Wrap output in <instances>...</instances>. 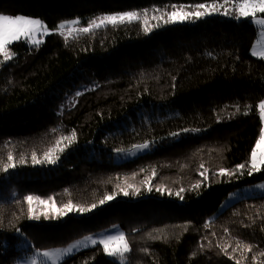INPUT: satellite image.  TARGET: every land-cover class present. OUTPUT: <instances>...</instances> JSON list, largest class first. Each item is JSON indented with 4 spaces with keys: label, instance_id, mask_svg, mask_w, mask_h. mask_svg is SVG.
<instances>
[{
    "label": "trees",
    "instance_id": "16d2710c",
    "mask_svg": "<svg viewBox=\"0 0 264 264\" xmlns=\"http://www.w3.org/2000/svg\"><path fill=\"white\" fill-rule=\"evenodd\" d=\"M221 1L0 0V13L39 18L50 29L107 13L142 17L67 40L50 35L16 73L13 65L28 47L15 43L16 56L0 64V264L114 225L131 249L123 263L97 245L58 264H264V195L242 198L214 216L231 192L264 181V166L248 174L262 132L257 105L264 99V60L250 54L257 30L251 18L152 19L173 6ZM84 84L87 90L52 128L6 135L26 113L38 120ZM73 133L72 143L59 145L61 152L56 142ZM144 143L150 145L144 155L115 165L110 159V169L79 155L92 145L104 160ZM54 148L56 163L43 162ZM9 163L15 166L5 171ZM221 169L230 174L220 175ZM59 179L66 184L49 197L55 210L32 204L38 218L29 219L27 191L35 182ZM109 195L114 199L101 205ZM68 202L97 207L59 212Z\"/></svg>",
    "mask_w": 264,
    "mask_h": 264
},
{
    "label": "rangeland",
    "instance_id": "374dc122",
    "mask_svg": "<svg viewBox=\"0 0 264 264\" xmlns=\"http://www.w3.org/2000/svg\"><path fill=\"white\" fill-rule=\"evenodd\" d=\"M238 2H239V0L238 1H230V3L228 5H226V7H228L230 10L229 15H222L219 13H214L212 15H207V16H204L202 18H208V17H214V16H219V17H224V18H233L234 15L231 14L232 11L234 10L233 6ZM216 3L219 6L220 4H223L224 1L216 2ZM208 4H211V3H208ZM176 7H179V6H176ZM172 10H173V7L170 8L169 12H171ZM186 10L191 11L192 9L188 8ZM223 11H224V9H220V12H223ZM123 13H125V12H123ZM114 14H122V13L100 14V15L88 17L86 19L74 18V19H70V20L60 22L58 24V26L54 29L48 28L46 26V24L42 20H40L39 18H34V19L39 20L43 27L42 28L37 27L36 30L31 33V39L26 40L24 37H21L20 40L14 41L13 43H11L8 46V48H9V51L12 53V58L9 60H4V57L0 56V64H2V63L5 64V63L11 61L16 56L17 51H13L11 49V46L13 44H15V43L25 44L28 47V51L25 54H23L22 60L17 61L13 65L14 73H16V71L23 69L25 66H27L33 60L34 52L39 49V47L43 44L46 37H48L50 35H57V36H60L63 40H67V39H69L75 35L82 34L83 32H81L80 29L88 27L93 20H96L97 22H99L100 17L106 16V15H114ZM0 15H5V14L0 13ZM260 15H261V17H260ZM17 16H23V15H17ZM11 17H16V16H11ZM23 17L33 18V17H27V16H23ZM141 18L142 17L140 16V19ZM241 18L244 19L245 17H241ZM248 18H251V17H248ZM195 20H197V19H195ZM134 21H136V20H134ZM193 21L194 20H187L184 22H176V23H170V24H183L186 22H193ZM251 21L257 30V38L251 47L250 54L253 58L264 60V24H262L260 22V21H264V14L257 13L255 18H251ZM73 22H76V23H73ZM60 25H64V27L61 28ZM107 25H111V24H105L101 27H104ZM93 29H96V28H93ZM88 87H89L88 84H84L76 92H73V93H70L69 91L65 92L62 95L59 102L57 103V105L55 107H53L50 111H47V113H43L44 115H42L40 117V119H38V120H35V113L34 112H31L30 114L26 113L25 115H23L20 118L21 123L19 125V128H16L15 125H10L9 127L11 128V130L6 135H8V136L17 135V134L25 133L27 131H32L33 126L38 127V129L52 128V126H54V123L58 120L59 116H61L64 111L68 110L71 107L72 103L74 101H76L78 95L81 92L87 90ZM262 101H264V99L261 100L260 102H262ZM259 103H258V105H259ZM258 105H257V112L260 116V110L258 108ZM41 112H43V110H41ZM261 121H262V130L261 131L264 132V120H261ZM61 123H62V120H60V124ZM148 150H149V148L146 150L137 151L136 148L134 147V148L126 149L125 151H122L123 153H120V154L109 153L108 154L109 156H107V159L102 160L103 157H102V155L99 154L100 150L98 148H94L92 145H89L87 148L81 149L79 155L83 159L96 161L97 163H93V166L95 168H109L110 169V168H113V165L110 164L111 160H112V163L115 165L116 163H119V162H124L126 160H131V159H136L138 157H141ZM101 160L104 161V164H102V165L100 163ZM83 167H85V165H83ZM250 167H251V158H250ZM86 169H89V168L86 167ZM143 171H145V169H143ZM119 175L120 174H118V176ZM123 183H126V182L123 181L122 184ZM65 184L66 183L60 179L59 180H53V181H47V182H44L42 184H40L39 182H35V184L31 187V189L29 191H27V196H31L30 193L33 190L38 191L39 193H44L45 194L44 197H38V198L48 201L47 204H40L38 202V200H36V199L33 200L32 204L39 205L36 207V209L43 206L45 212H51V211L55 210V207L49 199L50 194L52 193V191L63 187ZM127 184H129V186H132L129 182H127ZM18 191H19V189H17L15 192H18ZM260 195H264V181L257 183V184H251V185H247V186H244L242 188H239V189L231 192L228 195V197L221 203V205L217 209V212L214 216L223 212L226 208H228L229 206H231L232 204H234L235 202H237L238 200H240L242 198L260 196ZM32 204H31V208L34 211ZM121 233L124 234L122 228L119 225H114V226H111L110 228H108L104 231L96 232L94 234L85 236L81 239L75 240V241L71 242L69 245H67L66 247L51 248V249H46V250L35 249V250H31V252H29V253H23L16 260V262L14 264H58V263L62 262L63 260H65L66 258L70 257L71 255H73L77 252H81L83 250L92 248V247L97 246V245L103 246L102 244L99 243V241L107 239L110 236H118ZM124 236H125V234H124ZM86 238H91V239H86ZM92 241H96L97 243L93 244ZM27 245H28L27 243H24V244L22 243L21 248L28 249ZM73 245H76V246L72 247ZM69 248H71V252L70 253L65 252V250H67ZM46 251L47 252H60V253H64V254L59 256V257H54L53 259H48V258L41 255V253L46 252ZM107 257H109V256H107ZM109 258H115V260L119 263H123L125 261L124 258H123V260H121L119 257H109Z\"/></svg>",
    "mask_w": 264,
    "mask_h": 264
},
{
    "label": "snow or ice",
    "instance_id": "6c2138e0",
    "mask_svg": "<svg viewBox=\"0 0 264 264\" xmlns=\"http://www.w3.org/2000/svg\"><path fill=\"white\" fill-rule=\"evenodd\" d=\"M229 3L230 0H224V3L220 4L219 6L217 5L216 2H213L211 4L201 3L192 6H184V5H181L179 7L173 6V10L171 12L162 13L159 17L153 16L152 19L163 20L164 23L167 24V23H176V22H184L187 20L200 19L204 16L212 15L214 13L229 15L230 10L228 7H226V5H228ZM188 8H191L192 10L191 11L186 10ZM220 9H224V11L220 12ZM233 9L234 10L232 11L231 14H233L234 18L236 19H240L241 17L255 18L257 13L264 14V0H239V2L233 6ZM143 15L147 17V12H145ZM140 16L141 14L135 11H129L122 14L106 15L100 17L99 22L93 20L88 27L81 28L80 31L83 33H89L93 28H99L105 24H111L115 26L119 23H124V22L131 23L134 20H139ZM260 22L264 24V21H260ZM144 23L145 25H147V19L144 20ZM37 27L42 28L43 26L41 25V22L39 20L34 18H25L23 16L11 17L8 15H0V56H3L4 60L11 59L12 53L9 51L8 46L14 41L20 40L21 37H24L26 40L31 39V33L34 32ZM60 27L62 28L64 27V25H60ZM144 30L145 32L149 31L147 27H145ZM258 108L260 110V118L261 120H264V101L259 103ZM173 135L175 136L178 134L173 133ZM74 139H75V133H73L71 137L68 136L61 137V139L56 142L57 148H59V145L62 143V141L66 140L69 143H72ZM149 147L150 145L148 143L139 144L135 146L137 151L146 150ZM59 150L62 152L63 148H59ZM55 151L56 149L54 148V149H50L48 152H45L43 162H47L49 164H55L56 161L59 159V156L54 154ZM12 159L13 157L11 156V154H9L8 160L12 161ZM32 159L35 163L42 162L37 159L35 154H33ZM21 163H23V160H21ZM14 166L15 165L12 163L6 164L4 166V170L7 171L8 168ZM261 166H264V132L261 133L259 139L255 144V147L251 152V167L248 174L251 175L253 171H261L262 170ZM238 167L240 169H243L245 165L241 164ZM229 174L230 173L226 172V170L224 169L220 170V175H229ZM159 190L160 189H157V191ZM180 191H183V189H181ZM123 194L127 196L128 195L127 190H123ZM177 195H179V193H177ZM25 199L29 204V219L38 218L33 215V210L31 208V204L34 199L38 200L40 204L48 203V201L46 200L39 199L38 197H33V196H27ZM112 199H114V196L109 195L104 197V199L100 200L99 203L103 205L106 201ZM95 207H97V205L93 204L91 208L85 209L78 206H74L71 202H68L64 204L58 211L64 214H67L68 212H71L73 210L83 213L85 211H91ZM44 215L45 218H47V214L45 213ZM86 239H91V238H86ZM92 242L93 244L97 243L96 241H92ZM99 243L103 245V251L107 256L119 257L121 260H123L126 253H128L131 250L123 233H121L118 236H110L107 239L99 241ZM75 246L76 245H73L72 247ZM238 246L241 245H239L238 243ZM242 247L251 251L248 245H242ZM65 252L70 253L71 248L65 250ZM63 254L64 253L47 252V251L41 253L42 256L48 259H53L54 257H59ZM236 264H240V260H236Z\"/></svg>",
    "mask_w": 264,
    "mask_h": 264
}]
</instances>
